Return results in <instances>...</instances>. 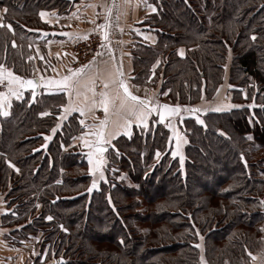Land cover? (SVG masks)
Returning <instances> with one entry per match:
<instances>
[{
	"label": "trees",
	"instance_id": "16d2710c",
	"mask_svg": "<svg viewBox=\"0 0 264 264\" xmlns=\"http://www.w3.org/2000/svg\"><path fill=\"white\" fill-rule=\"evenodd\" d=\"M78 1L0 0L14 30L0 27V64L31 78L29 45L48 29L40 12L66 14ZM147 3L156 11L141 24L156 42L135 40L133 81L181 106L173 121L187 141L183 167L169 121L154 113L148 128L111 142L100 179L72 142L78 116L60 118L65 94L12 100L0 116L1 221L12 247L43 233L32 264H249L264 252V0ZM223 88L230 104L213 108Z\"/></svg>",
	"mask_w": 264,
	"mask_h": 264
},
{
	"label": "crops",
	"instance_id": "0c3cea01",
	"mask_svg": "<svg viewBox=\"0 0 264 264\" xmlns=\"http://www.w3.org/2000/svg\"><path fill=\"white\" fill-rule=\"evenodd\" d=\"M115 3L119 7H114L112 11V26L109 29V40L105 41L103 39L102 45H104V47H101L99 51L101 55L96 57V60L91 63L90 67L86 69L85 72L88 76L98 72L102 79L114 81L116 79V69L122 63L124 79L129 85V90L134 95H138L142 98H150L153 104L156 102L160 104L159 97L155 90L134 83L131 59V50L136 39L143 40L151 45L156 42L155 35L141 24L144 17L153 11L146 6L148 5L147 0L146 3L144 0H130L129 3H125L124 0H115ZM90 5H95V7H91ZM112 5L113 0H79L75 3L73 10L66 14H59L55 10L41 11L44 12L45 15L41 17L39 14V16L48 29L45 31L42 30L36 36L34 43L29 45V48H31L30 56L33 57L31 60L35 66L31 78H36L39 81L41 78H44L45 80L60 79L61 77L68 75L69 71L72 70L68 66L67 59L70 44L84 37L92 28L93 17L97 8L102 11L105 17L107 14V7ZM2 9L3 8H0V11H2ZM118 12L119 19H117ZM64 33L70 35H64ZM102 88L103 84L98 80L96 83L97 92L102 90ZM110 88L114 90L116 84H110ZM21 92L22 97L27 92L32 95L31 91H24L21 89ZM54 93L65 94L66 100L68 101V94L64 91L57 88L45 89L42 85L39 87V94ZM87 95L90 97L91 92H88ZM219 97L220 96L218 95L215 100L220 99ZM14 99L16 98L12 97V100ZM97 99H99V97H97ZM77 103H84L83 95L77 99ZM62 113L63 109L61 110L60 118ZM154 113H156L155 110L152 111L151 115ZM71 114H76L78 116L79 125L81 126L80 128H82L81 132L75 137H80L83 133L96 130L94 128L85 127L84 124L80 123L81 120H84L87 125H94L98 124L105 115L102 108H97L94 115L92 113H86V115L82 116L79 112L75 111ZM151 115L148 117L147 127L144 125L138 126L134 122L126 131L124 128L117 130L115 125L110 124L108 126V132L111 135V141L109 144L103 146H109L114 139L121 136L129 137L132 134L133 128H148ZM132 119L135 120L134 117H132ZM176 132H178L177 128ZM171 138L174 145V133H171ZM85 139L94 140L95 138L85 137ZM184 141L185 139L183 138V146L185 144ZM72 142L73 144H78L81 148L85 149L86 152L90 151L88 147L83 146V141L81 139H72ZM6 211V204L3 201V196L0 195V264H32L31 258L35 256V247L37 243H29V241L20 247H12L4 240L7 229L2 226L1 218ZM249 264H264V252L256 256Z\"/></svg>",
	"mask_w": 264,
	"mask_h": 264
},
{
	"label": "snow or ice",
	"instance_id": "6c2138e0",
	"mask_svg": "<svg viewBox=\"0 0 264 264\" xmlns=\"http://www.w3.org/2000/svg\"><path fill=\"white\" fill-rule=\"evenodd\" d=\"M125 3H129L130 0H124ZM146 3V0H144ZM91 7H95V5H90ZM147 7L151 8L152 11H156L154 7L151 5H146ZM118 8L119 6L116 5L115 0H113V5L107 7L106 15L104 17V23L97 25V28L101 31L102 38L107 41L109 40V29L112 26L111 22V15L113 8ZM8 12V8L5 7L0 11V27H7L9 30L14 31L12 29V24L5 25L3 23V14ZM41 17L45 15L44 12L40 13ZM117 19H119V12L117 13ZM95 23V21H93ZM64 35H70L68 33H64ZM251 39L255 41L257 37L252 35ZM12 46L15 47V41H12ZM104 47V45H101ZM179 54L181 56L184 55V49L179 50ZM97 55H101V53H97ZM42 58V57H41ZM95 56L93 60H95ZM29 60L33 59V57H29ZM91 61L88 64L81 65L79 68L75 70H70L68 75L61 77L60 79H47L41 78L39 81H35L33 79H24L23 77L16 75L11 69H7L4 65L0 64V85L4 86L6 91H0V115L2 116H9L10 112L9 109L12 107V97H15L17 100L22 98L21 89L23 88H32V97L35 99L36 91L35 89L40 87L41 85L45 89H52L57 88L61 91H64L68 94V101L66 104L62 105L63 113L61 115V119H67L68 115L72 112H79L82 116L86 115V113H92L94 115L95 110L97 108H102L104 111V118L99 121L98 124L94 125H87L85 124L84 120H81L80 123L84 124L87 128H94L95 131H90L83 133L80 137H73V139H81L83 141V146L88 147L90 151L88 152V159L89 164L92 167L89 171L96 175L99 174L100 179H104V167H105V158L104 152L105 148L102 145L109 144L111 141V135L108 132V126L113 124L116 126L117 130L120 128H124L126 131L131 125L135 122L138 126L144 125L147 127V120L148 117L151 115L152 111L155 110L158 112L160 116V120L163 121L166 118L169 119V127L171 125V118L177 117L181 113V106L179 104L175 106H170L168 104L160 105L158 102L155 104L152 103L150 98H142L138 95H134L129 90V85L124 79V72L122 69V63L116 69V79L113 80H105L102 79L99 73H95L93 75L88 76L85 72L91 65ZM159 61H157V64ZM156 65H153L155 68ZM227 67V66H225ZM87 77V78H85ZM100 80L103 84L102 90L97 92L96 90V83ZM115 83L116 88L113 90L110 88V84ZM83 90V91H82ZM88 92H91V96L87 95ZM122 93V94H121ZM83 95L84 103H77V99ZM166 95V93H165ZM99 97V99H97ZM252 105H249L251 107ZM233 107H241L240 105H234ZM162 109V111L160 110ZM189 112H196L199 109H185ZM219 111L220 109H216ZM47 112L40 113L41 116L48 115ZM135 118V120L132 119ZM98 119V118H96ZM198 122L203 124L202 120ZM60 127V124L57 123L56 128ZM56 128L52 129V132H56ZM173 132L176 134V142H177V152L174 155H180V164L183 167L184 163V156L179 153V146L183 137L176 132V129L173 128ZM130 134V133H129ZM223 134V133H222ZM85 137H94V140L85 139ZM51 136H46V140H50ZM249 140H252L253 137L249 135L247 137ZM187 143V141H184ZM46 147V145L42 146ZM63 147V145H61ZM117 154L118 151H117ZM159 156V153H157ZM241 159L243 160V154H241ZM9 166L14 168L17 172H19V168H16V165L13 164L11 161H8ZM245 165L247 162L245 161ZM59 183V181H58ZM97 181L94 179L92 182V188L96 187ZM92 188H89L88 191L91 192ZM264 205V201L261 202ZM39 207V205H37ZM47 220H53L52 216H47ZM61 228L64 229L65 232L68 230L64 228L63 225H60ZM199 235V231L196 233ZM203 239V237H201ZM123 244V240L120 241ZM196 247H200L199 244ZM251 255V253H249ZM255 259V257H253ZM203 261V257L201 258ZM62 264V258H61Z\"/></svg>",
	"mask_w": 264,
	"mask_h": 264
},
{
	"label": "built area",
	"instance_id": "2783aa9c",
	"mask_svg": "<svg viewBox=\"0 0 264 264\" xmlns=\"http://www.w3.org/2000/svg\"><path fill=\"white\" fill-rule=\"evenodd\" d=\"M104 15L102 11L97 8L93 17L92 28L88 31V33L72 42L69 46L68 50V66L75 70L79 68L81 65L88 64L90 61L93 63V57H97V53H99L101 49V45L103 44V38L101 31L97 28V25L103 23Z\"/></svg>",
	"mask_w": 264,
	"mask_h": 264
},
{
	"label": "rangeland",
	"instance_id": "374dc122",
	"mask_svg": "<svg viewBox=\"0 0 264 264\" xmlns=\"http://www.w3.org/2000/svg\"><path fill=\"white\" fill-rule=\"evenodd\" d=\"M8 69V68H7ZM0 91H6V89L4 88V86H2V85H0ZM220 97V99H218V100H215L216 102L214 103L215 104V107H213V106H210V107H213V108H221V107H224V106H226L227 104H230V96L231 95H229L228 93H227V90H226V88H223V89H221V92H220V95H219ZM1 117H2V115H0ZM175 119V118H174ZM174 119H172L171 120V125H172V127H169V130H170V132L173 134L174 132H173V128H175L176 129V127H177V124H176V122L175 121H173ZM173 121V122H172ZM172 129V130H171ZM178 133L181 135V133L178 131ZM175 134V133H174ZM174 136V135H173ZM182 136V135H181ZM183 137V136H182ZM174 145H173V152L174 153H176L177 152V142H176V134H175V141H174ZM183 146V140L181 141V143H180V146H179V153L181 154L182 153V147ZM177 155H179V154H177ZM92 167V165H90V167H89V169ZM91 173V172H90ZM92 174V173H91ZM93 175V174H92ZM93 176H97V174L96 175H93ZM99 183L100 182H98L97 181V183H96V187L95 188H97V186L99 185ZM34 218H33V215L31 216V217H29L28 218V220L29 221H32ZM42 233V232H41ZM41 233H39L38 234V232H36V233H34V235H32L31 237H33V238H35V239H32L29 243H37V241L38 242H40V239H42L43 238V233L41 234ZM27 243V242H26ZM25 243V244H26ZM47 250V249H46ZM39 255V253H35V256L33 257V258H31V261L36 257L37 258V256ZM38 261V259H36V262Z\"/></svg>",
	"mask_w": 264,
	"mask_h": 264
},
{
	"label": "water",
	"instance_id": "95a60500",
	"mask_svg": "<svg viewBox=\"0 0 264 264\" xmlns=\"http://www.w3.org/2000/svg\"><path fill=\"white\" fill-rule=\"evenodd\" d=\"M27 79H33V80H35V81H38L36 78H27ZM23 90H24V91H31V92H33V89H32V88H28V87L23 88ZM35 91H36V94H38V93H39V87L36 88ZM163 104H165V103H160V105H163ZM170 106H171V105H170ZM160 110L162 111V109H160ZM156 117H157V122H158L159 124H165L167 121H169L168 118H166L165 120L161 121V120H160V116H159V114H158L157 111H156ZM177 117H178V116H177ZM177 117H173V118H171V119H174V118H177ZM102 147L105 148V152H104V155H105V153H106L107 150H108V146H103V145H102ZM59 263H60V262H59Z\"/></svg>",
	"mask_w": 264,
	"mask_h": 264
}]
</instances>
